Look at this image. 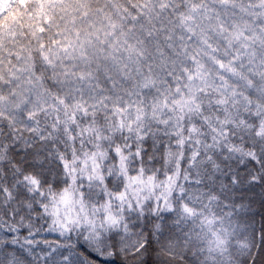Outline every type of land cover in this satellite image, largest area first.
Listing matches in <instances>:
<instances>
[{"label": "snow or ice", "instance_id": "snow-or-ice-1", "mask_svg": "<svg viewBox=\"0 0 264 264\" xmlns=\"http://www.w3.org/2000/svg\"><path fill=\"white\" fill-rule=\"evenodd\" d=\"M0 264H264V0H0Z\"/></svg>", "mask_w": 264, "mask_h": 264}]
</instances>
